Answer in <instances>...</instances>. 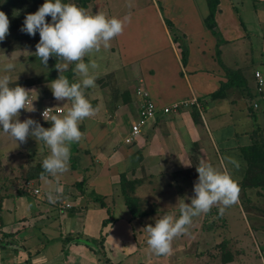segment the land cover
<instances>
[{
  "label": "crops",
  "instance_id": "crops-1",
  "mask_svg": "<svg viewBox=\"0 0 264 264\" xmlns=\"http://www.w3.org/2000/svg\"><path fill=\"white\" fill-rule=\"evenodd\" d=\"M213 6L210 0H151L120 17L136 19L139 27L144 20L141 33L150 38L144 55L150 64L145 69L139 64L143 54L133 40L124 39L123 33L115 36L112 50L118 49L120 66L113 71L127 87L125 95L112 112L100 106L80 122L85 123L84 135L71 144L68 170L52 177L41 163L27 164L34 155L30 153L22 160L26 165L19 179L9 173L0 181V264L185 263L170 262L177 253L172 246L170 254L156 255L144 228L153 218L175 215L181 199L190 203L196 178L191 170L201 161L217 166V160L221 165L234 158L239 167L229 165L241 181L247 168L242 150L255 136L264 140V86L258 90L255 76L260 72L264 79V0H218L216 33L206 25ZM125 59L136 67L124 65ZM246 59L250 61H242ZM145 98L159 109L191 98L198 104L169 115L160 110L132 139L137 121L132 117L139 115ZM51 100L39 111L41 121H51L41 116L47 107L61 109L56 116L65 114L63 107L51 106ZM64 101L68 111L72 101ZM32 149L45 157L50 154L42 141ZM240 164L243 177L238 174ZM32 167L43 173H33ZM49 192L56 197L54 203L47 198ZM126 197L148 202L149 213L136 205L132 214ZM250 201L252 206L255 200ZM204 264L238 262L225 258Z\"/></svg>",
  "mask_w": 264,
  "mask_h": 264
},
{
  "label": "clouds",
  "instance_id": "clouds-1",
  "mask_svg": "<svg viewBox=\"0 0 264 264\" xmlns=\"http://www.w3.org/2000/svg\"><path fill=\"white\" fill-rule=\"evenodd\" d=\"M46 17H50V20H46ZM129 19V16L123 19L108 17L103 12L90 14L67 0H44L34 13L25 15L20 31L29 36L39 33L40 39L35 45L34 54L39 57L40 64L47 67L50 56L63 61L54 66L60 75L49 82L54 99L71 100L72 104L63 116L50 117V127L42 126L31 117L21 121L18 118L19 110L34 111L33 101L36 99L29 97L33 90L19 84L12 86L14 82L11 73L16 68V62L8 57L6 62L0 63V132L7 134L16 143H23L29 137L43 141L50 150V154L41 162L44 173L58 177L68 170L71 144L79 142L84 135L80 122L98 111L84 94L85 89L95 87L97 77L93 70L98 65L92 60L85 62L83 58L93 51L99 52L101 46L108 48L110 41L122 33ZM9 24V17L0 11V42L8 35ZM72 62H75L73 71L80 77L76 82H70L63 75ZM46 110L42 113L43 117L47 115ZM229 164L239 167V163L231 157L226 158L220 167L201 161L196 167L198 179L190 203L181 199L178 216L162 215L154 224L144 228L148 234L147 245L156 255L170 254L173 239L187 231L194 217L208 213L214 205H222L219 209L222 213L224 208L236 203L240 188L229 170ZM60 190L57 187L56 192ZM47 198L53 203L56 199L51 192Z\"/></svg>",
  "mask_w": 264,
  "mask_h": 264
},
{
  "label": "rangeland",
  "instance_id": "rangeland-1",
  "mask_svg": "<svg viewBox=\"0 0 264 264\" xmlns=\"http://www.w3.org/2000/svg\"><path fill=\"white\" fill-rule=\"evenodd\" d=\"M43 2L44 0H3V3H0V11L5 12L10 20L9 33L0 42V63L6 62L7 58L11 57L16 62V68L11 73L14 82L12 86L19 84L28 90H33L29 93V97L36 99L33 101L35 110L27 111L21 109L19 110L20 115L18 118L22 121L31 117L47 128L51 126V121H41L39 113L43 106L47 105L44 102L45 100L52 99L51 102L49 101L51 106H61L65 109V113L67 112L66 107L68 104L64 100L56 102L49 87V82L60 75L54 67L55 64L62 63L63 61L58 57L50 56L47 67L41 65L39 57H36L34 54L35 45L40 39L39 33L35 36H29L20 31L25 15L34 13ZM67 2L75 3L81 8L83 5L81 0H67ZM150 2L151 0H90L85 11L90 14L103 12L108 17L120 18L130 13L128 10L131 8L149 4ZM46 20H50V17H46ZM127 24L124 26L122 32L123 37L136 43V47L143 54V57L138 60L139 64L143 65L145 69L150 64V58L144 55L147 52L148 40L150 38L147 32H143L145 35L141 33V30H145L144 20L140 23V27L134 18H130ZM115 45L117 46L114 37L110 41L108 48L101 46L99 52L93 51L83 58L87 62L92 60L98 65L93 70L97 77L95 87L85 89V96L94 107L99 108L100 106H104L111 112L115 106L114 103L122 98L121 96L125 95L124 91L127 88L124 86L123 81H118L116 71H113L120 66L118 49L112 50ZM227 61L232 64L233 60L228 59ZM242 61L249 62L250 59ZM73 63L69 64L68 70L63 74L69 71ZM131 63L134 62L130 59H125L124 65L132 68ZM136 65L134 63L132 66L136 67ZM17 76L18 78L15 81ZM73 78L78 81L80 79L79 74L75 72ZM22 115H25V118H22ZM135 117H132L133 121L138 119V116ZM126 123L127 121L125 120L121 121V126L125 127ZM80 129L81 131L85 130V123L80 125ZM36 142L38 141L35 138L29 137L23 143H16L7 134L0 132L1 182H4L5 176L8 177L7 174L9 173L14 177L13 179H19L23 174V171L20 169L26 165L25 162L22 163V160H28L27 156H30V153L34 155L30 156L27 164L36 165L42 162L45 154L34 152L36 149H32L33 144ZM12 155L14 156L13 161L10 160L13 157ZM76 162L78 161L76 160ZM220 166V162L217 160L216 167ZM240 166L242 170L238 174H241V177H243L245 170H243L242 164ZM11 167L12 170L9 172L10 170L8 169H11ZM228 167L240 188L238 200L233 205L224 208L222 213L219 209L223 206L217 204L211 208L207 213L208 215L197 216H201V218L194 217L192 223L187 226V231L173 239L171 246L177 249V253L172 257V261L170 259V262L181 261L187 263V260H190V264H204L205 262H219L227 258L233 262H238V264H264V192L259 188L248 190L241 188V181L243 179L239 181L234 168L232 169L230 165ZM191 173L196 175V178H192L196 182L198 173L196 170H191ZM195 182L192 184L194 185ZM250 198H252V202L255 200L252 206L250 205ZM147 203H138V206H143L140 207L142 213L144 212L143 210L149 213V209L146 208ZM154 208L157 209L156 207L152 209ZM174 211H176L175 215L178 216L179 206H176ZM158 219L153 218L152 223L154 224Z\"/></svg>",
  "mask_w": 264,
  "mask_h": 264
},
{
  "label": "trees",
  "instance_id": "trees-1",
  "mask_svg": "<svg viewBox=\"0 0 264 264\" xmlns=\"http://www.w3.org/2000/svg\"><path fill=\"white\" fill-rule=\"evenodd\" d=\"M83 5L82 8L86 9L88 3L90 2V0H81ZM218 0H210L211 4L214 3V6L211 8L210 10V14L206 20V25L208 27V29H210L213 33L215 32L216 29V22H215V14H216V3ZM168 26H172V24L168 21ZM184 53V52H182ZM219 54V52H218ZM185 55H184V63L186 62L185 59ZM85 62H87L86 59H84ZM74 64L75 62L72 64V66L70 67L69 71L66 74H63L64 76H66L70 82H76V80L73 78L75 76V72L73 71L74 69ZM216 95H214L215 97ZM254 137V142L253 144L242 150V155L245 159V162L247 163V168L245 171V176L243 178V180L241 181V188L243 189H260L262 192H264V140L261 138L260 135H258ZM37 167H35L32 172L36 173V174H42L43 172H37ZM122 180L124 181L125 184H127V181L125 179V177L122 178ZM126 181V182H125ZM126 204L129 207L130 211L132 214L137 213L136 209L138 205L137 200H135L134 198L131 197H126Z\"/></svg>",
  "mask_w": 264,
  "mask_h": 264
},
{
  "label": "built area",
  "instance_id": "built-area-1",
  "mask_svg": "<svg viewBox=\"0 0 264 264\" xmlns=\"http://www.w3.org/2000/svg\"><path fill=\"white\" fill-rule=\"evenodd\" d=\"M256 78H257V85H258V90L262 91L263 86H264V79L261 76L260 72H256L255 74ZM145 97H148L147 94H144ZM198 102L196 99H188V100H183L180 102H175L173 104L164 106L162 109H159L158 106L156 105V103L149 98H145L144 102L142 103L140 109H139V115H138V119L137 121L132 125L131 128V138L135 139L136 137H138V135H140L143 131V128L147 125V123L149 121H151L152 119L155 118L157 112H159L160 110L163 111L164 114L169 115V114H174V113H178L180 109H182L183 107H189V106H193V105H197ZM47 107L45 108L43 111H47V115L45 117H43L41 112V116L42 118L45 120H49L50 117L52 115L55 114H61L62 110L61 109H54V108H50ZM36 193H39L38 190L35 191ZM3 238V229L0 225V240Z\"/></svg>",
  "mask_w": 264,
  "mask_h": 264
}]
</instances>
